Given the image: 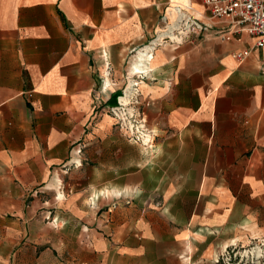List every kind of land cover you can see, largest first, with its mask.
<instances>
[{
	"label": "crops",
	"instance_id": "obj_1",
	"mask_svg": "<svg viewBox=\"0 0 264 264\" xmlns=\"http://www.w3.org/2000/svg\"><path fill=\"white\" fill-rule=\"evenodd\" d=\"M187 4L209 30L156 49L134 104V51ZM227 29L201 0H0V264H215L264 236V48Z\"/></svg>",
	"mask_w": 264,
	"mask_h": 264
},
{
	"label": "built area",
	"instance_id": "obj_2",
	"mask_svg": "<svg viewBox=\"0 0 264 264\" xmlns=\"http://www.w3.org/2000/svg\"><path fill=\"white\" fill-rule=\"evenodd\" d=\"M201 3L210 19L224 20L228 23L226 31H220L215 35L229 40L235 33H245L254 39V48H264V0H201ZM173 9L175 13L173 20L162 16L160 27L155 35L134 51L135 56L139 51H147L149 62L156 49L164 45L176 48L186 41H193L209 30L210 26L194 15L190 4L184 7L176 5ZM249 52L250 50L236 52L234 57L242 60ZM261 68L264 71V60ZM147 74L146 70L138 71L135 80L130 82L128 96L132 98L134 104H139L137 87L140 80L144 79ZM110 111L129 139L143 145L150 142L144 127L145 119L139 107L131 110L127 108L125 102H119L116 107H110ZM82 149L83 144L74 145L69 158L61 165V169L66 171L70 167L80 166ZM213 261L215 264H264V236L252 238L247 243L229 242L214 257Z\"/></svg>",
	"mask_w": 264,
	"mask_h": 264
},
{
	"label": "bare ground",
	"instance_id": "obj_3",
	"mask_svg": "<svg viewBox=\"0 0 264 264\" xmlns=\"http://www.w3.org/2000/svg\"><path fill=\"white\" fill-rule=\"evenodd\" d=\"M136 60L133 64H135L137 67H134V72L138 71H144L147 70L145 67V64H148L149 59V52L147 51H139L137 55L135 56ZM144 140H147V137H144Z\"/></svg>",
	"mask_w": 264,
	"mask_h": 264
},
{
	"label": "rangeland",
	"instance_id": "obj_4",
	"mask_svg": "<svg viewBox=\"0 0 264 264\" xmlns=\"http://www.w3.org/2000/svg\"><path fill=\"white\" fill-rule=\"evenodd\" d=\"M135 55V53H133ZM138 119V118H137ZM59 177L61 179L60 182L66 183L70 181V168L67 169L66 171L64 169L58 170Z\"/></svg>",
	"mask_w": 264,
	"mask_h": 264
}]
</instances>
